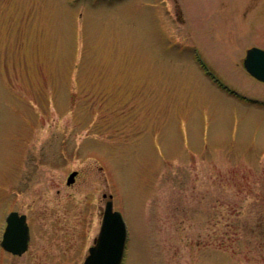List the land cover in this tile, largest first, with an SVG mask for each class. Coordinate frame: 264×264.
<instances>
[{
    "label": "rangeland",
    "instance_id": "1",
    "mask_svg": "<svg viewBox=\"0 0 264 264\" xmlns=\"http://www.w3.org/2000/svg\"><path fill=\"white\" fill-rule=\"evenodd\" d=\"M252 46L264 0H0V264H82L109 195L122 264H264Z\"/></svg>",
    "mask_w": 264,
    "mask_h": 264
},
{
    "label": "water",
    "instance_id": "2",
    "mask_svg": "<svg viewBox=\"0 0 264 264\" xmlns=\"http://www.w3.org/2000/svg\"><path fill=\"white\" fill-rule=\"evenodd\" d=\"M246 71L255 79L264 82V50L251 48L243 61ZM76 172H72L67 184L73 182ZM106 201L101 224L94 245L88 250L83 264H121L125 248L127 229L118 211L112 210L111 196ZM1 246L12 254L21 255L27 248L29 238L25 215L10 212L6 217V226Z\"/></svg>",
    "mask_w": 264,
    "mask_h": 264
},
{
    "label": "flooded vegetation",
    "instance_id": "3",
    "mask_svg": "<svg viewBox=\"0 0 264 264\" xmlns=\"http://www.w3.org/2000/svg\"><path fill=\"white\" fill-rule=\"evenodd\" d=\"M29 241H30V237L28 238V241H27V248H26V251H27V249H28V246H29ZM3 250V252L5 253V254H9V255H11V256H19V255H14V254H11L10 252H8V251H6V250H4V249H2ZM25 251V252H26ZM24 252V253H25ZM21 256V255H20Z\"/></svg>",
    "mask_w": 264,
    "mask_h": 264
}]
</instances>
